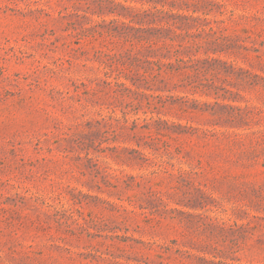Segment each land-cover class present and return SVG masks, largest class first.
<instances>
[{
    "label": "rangeland",
    "instance_id": "374dc122",
    "mask_svg": "<svg viewBox=\"0 0 264 264\" xmlns=\"http://www.w3.org/2000/svg\"><path fill=\"white\" fill-rule=\"evenodd\" d=\"M0 264H264V0H0Z\"/></svg>",
    "mask_w": 264,
    "mask_h": 264
},
{
    "label": "trees",
    "instance_id": "16d2710c",
    "mask_svg": "<svg viewBox=\"0 0 264 264\" xmlns=\"http://www.w3.org/2000/svg\"><path fill=\"white\" fill-rule=\"evenodd\" d=\"M164 11H162V10H160V9H157V11H156V13H163ZM155 13V14H156ZM173 14V13H172ZM174 15V14H173ZM185 17V15H181V14H179V15H176V17ZM174 23H176V22H174ZM123 24H125L128 28H130V29H135V27L134 26H132V25H130V23L128 22V23H125V22H123ZM115 29H111L110 31H114ZM136 30H138V29H136ZM145 32H148V31H145ZM175 34H176V32L175 31H173ZM120 34L121 35H123V36H126V37H129V38H131V36H133V35H131L130 34V32H120ZM137 37H139L141 40H147V41H150L149 43V45H147L148 47H146V48H150V47H152L153 45H157L158 44V42H160V41H163L164 42V45L162 46L164 49H166L168 52H171V50L173 49V48H176L175 47V44H167V42H166V40H162L163 39V37H165V36H159V35H157V34H154V36L153 37H155V38H147L148 36H137ZM168 37V36H167ZM138 38V39H139ZM172 43H173V41H174V38H172V37H169L168 38ZM175 52H177V53H179L180 52V50L179 49H176L175 50ZM180 61H182V60H180ZM142 63V61H141V59H139L138 57H134L133 58V61L131 62V65L133 66V65H135V66H137V67H139V68H144V66L141 64ZM151 65H152V67H151V70L152 71H155V72H157V74L156 75H161V73L164 71V67L165 66H167L168 68H173L174 66H173V63H165L164 61H162L161 59H158V60H153V61H150L149 62Z\"/></svg>",
    "mask_w": 264,
    "mask_h": 264
}]
</instances>
